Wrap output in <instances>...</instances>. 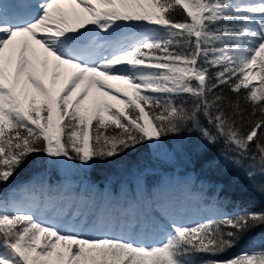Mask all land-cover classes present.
I'll return each instance as SVG.
<instances>
[{
  "label": "snow or ice",
  "instance_id": "6c2138e0",
  "mask_svg": "<svg viewBox=\"0 0 264 264\" xmlns=\"http://www.w3.org/2000/svg\"><path fill=\"white\" fill-rule=\"evenodd\" d=\"M184 131L264 177V0L0 2V264H264V233L229 255L264 210L84 211L2 187L32 155L88 166Z\"/></svg>",
  "mask_w": 264,
  "mask_h": 264
},
{
  "label": "trees",
  "instance_id": "16d2710c",
  "mask_svg": "<svg viewBox=\"0 0 264 264\" xmlns=\"http://www.w3.org/2000/svg\"><path fill=\"white\" fill-rule=\"evenodd\" d=\"M227 94L232 95L231 93ZM162 140L163 142L159 145L144 143L133 150L124 152L115 159L103 162L96 160L88 166L78 161L54 160L45 154L32 155L20 167L12 181L28 178L36 172L48 170L53 172L50 174L52 178L51 192L61 191L66 181L71 188L73 186L75 193L80 194L83 202L85 198H89L95 206H109L108 200L103 198L101 190L107 188L109 193L112 191L117 194L115 182L131 177L132 181L129 185L141 184L143 189H151V191L159 193L163 189L162 185L153 189L149 187L150 183H156L154 178L157 179L159 175L170 178L171 171L176 170L180 173L179 177H185L189 173L196 178L200 175V181L183 179L181 180L183 184L181 185L179 182L176 187L183 186L195 192L198 191L202 201L212 207H220L226 212H231L236 206L254 211L264 210V193L255 187V185L264 182V177L257 175L249 179L243 168L226 164L222 158L218 157L219 148L209 147L203 143L197 133L184 131L162 138ZM213 159H220V162L214 167H209L208 161ZM141 161H145L144 163L147 162L153 167H159L158 170L163 173L148 177L139 176V172L143 168L137 167V164ZM54 166H57V171ZM84 183L87 185L86 187L83 186ZM93 183L97 184L95 190L90 186ZM138 201V205L146 209V201L142 198ZM262 233H264V228L255 229L229 255L239 252L247 245L248 241L260 239Z\"/></svg>",
  "mask_w": 264,
  "mask_h": 264
},
{
  "label": "rangeland",
  "instance_id": "374dc122",
  "mask_svg": "<svg viewBox=\"0 0 264 264\" xmlns=\"http://www.w3.org/2000/svg\"><path fill=\"white\" fill-rule=\"evenodd\" d=\"M63 80H64V76L62 75V76L59 78V82H58V85H57V86H59V83H62ZM45 82L48 83L49 80L46 78V79H45ZM93 92H95V90H93ZM186 205H187V208L189 209V211H190L191 208H195V207L198 208V206H199V204H196V203H193V202L186 203ZM178 206H179V205H178Z\"/></svg>",
  "mask_w": 264,
  "mask_h": 264
}]
</instances>
